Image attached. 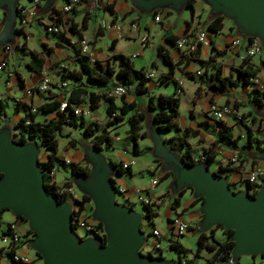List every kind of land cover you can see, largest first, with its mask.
I'll return each instance as SVG.
<instances>
[{
	"label": "crops",
	"instance_id": "obj_1",
	"mask_svg": "<svg viewBox=\"0 0 264 264\" xmlns=\"http://www.w3.org/2000/svg\"><path fill=\"white\" fill-rule=\"evenodd\" d=\"M57 1L54 3V8L59 10L70 0H60L61 2L59 3ZM18 5L26 9L32 8L29 0H19ZM186 9L187 12L184 14L183 10L185 8L180 12H176L178 16L175 15L174 11L169 9L159 10L151 14H143L132 7L127 0H77L70 11L60 12L57 19V16L53 15L52 12L40 14L39 8H35L34 14L29 17L27 16V24L21 29V32L15 33L14 43L10 45L9 52L4 55L5 67L0 72V101L5 107V115L7 116L5 123H8L13 133H16L17 130L13 125L28 113L30 107H38L40 104L51 100L60 101L64 96L68 95L74 84L80 85V87L87 91H94L96 93L101 92L104 88H112L114 86L111 83L102 86L81 85L84 80L83 78L81 79V83L67 78L65 79L67 86L63 89H58V83L63 80L60 77L62 73L67 71L76 72L79 70L78 64L73 58L80 35L90 41L91 50L96 60V64L94 65L96 71H104L107 67L116 69L117 60L112 59V55L122 54L129 57L130 62L135 68L151 70L154 73V76L150 77L146 83L147 91L150 95L171 94L173 91L172 81L177 80L182 90L178 96V112L173 119L175 128L161 134L162 137L168 144H171V139H183L189 144L192 158L195 160H200L205 151L215 152V158L211 164L212 169L210 170L217 167L221 158L230 157L235 152L239 153L240 158L244 160L232 172L227 173V180L231 183L230 186L235 187V191L245 189L243 182L245 175L253 165L260 161L256 160V162L252 163L251 159L245 158L249 154V151L255 150L253 146L246 148V155L240 150L246 144V132L239 133L243 125L240 123L242 126H239L236 118L241 114H247L245 117L246 122L244 123L247 126H249L252 118L255 123L262 124L261 126H263L264 119L256 116V109L249 102L252 96L250 84H240L238 87H214L209 85L208 77L216 69H219L221 77L229 75L235 77L236 69L242 63L240 57L245 54L246 39L242 38L237 44L232 43L236 37L240 36L236 33L233 23L226 18L223 19L222 27L217 33L214 34L206 31L205 27L209 18V8L202 1L194 0ZM156 14L159 15L158 21L154 20ZM83 16L87 19L85 28H81ZM71 22L75 24L74 29L76 32H72L69 29ZM185 22H187V26ZM48 25L57 26L59 33L47 32L45 27ZM89 29L90 31L86 32ZM97 29L100 31V35L98 36L96 35ZM199 29L205 31L207 44L199 45L189 56H181V51L175 47V41L168 39L170 36L179 37ZM144 33L147 34V42L143 47L140 44L139 38ZM101 40H105V49L100 45ZM158 47H162L172 63H178V66L173 68L171 77L165 76L169 66L158 55ZM211 48L214 50H211ZM30 53H34L36 59L41 60L42 67L37 71L31 70L28 67ZM133 54H135L134 57L131 56ZM138 59L151 60H148L146 64L140 63L137 65L135 61ZM246 62L248 66L257 70L255 76L264 80V50L247 58ZM31 64L32 66H37L38 62L31 61ZM151 64H153V67L150 66ZM196 70H200L202 75H195ZM46 77L51 83V86L46 91L33 93L30 96L24 93L25 88L36 85ZM238 88L247 97V100H240L234 95ZM194 91L197 94L196 96H194ZM136 99L135 94L125 92L124 101L134 102L135 111L143 113L145 111V105L143 106L141 104L140 108H137ZM183 99L184 105L182 108L181 103ZM101 103H103V107L102 110H99ZM114 103L117 107L120 106V98L115 97ZM211 103L216 105L236 104L234 113L224 116L221 120L230 128L232 136L237 139L236 145L226 140H217V122L213 117L208 115L207 111ZM105 106L106 103L100 100L98 107L91 111V120L89 121H94L99 126L103 122L97 118H103L104 124H106L109 118L105 115ZM126 116L122 120L124 122L122 127L123 133L127 129V123L125 122ZM54 117L55 114L53 112L44 116L42 114H35L34 120L42 121L45 118L49 119ZM3 123L0 120V125ZM119 125L120 122L110 126L104 125L108 135L112 138V144L111 146H107V149H104L106 147L105 145H101V152L105 150L103 155L108 161L119 163L120 161L133 160L136 162V158L143 151L150 152L148 149L151 146L148 143L149 138H141L143 145L140 147L138 144L139 154L134 155L131 146L127 145L124 138L119 137V133L116 131ZM185 129L187 133L183 134V130ZM59 131L61 135H67L70 133V126L63 124L60 126ZM113 135H116L115 138ZM65 142H67V147L63 148V152L58 151L57 144V155L59 157H68L72 162L78 163L74 158H78L80 150L78 147L73 146L75 144L74 140L68 138ZM78 164L80 165V163ZM158 170L156 161L151 157L144 164L143 168L134 170L132 165L129 174L115 175L112 179L117 184L125 187L126 196L129 199V195L134 193L135 189H143L144 187L139 186L142 184L137 185L134 182L135 177L142 179L143 173L160 177L159 173L161 171ZM67 174L69 175V173ZM71 178L70 176L67 177L70 180ZM67 179L64 176L61 182ZM164 179L167 181L170 180L168 176ZM156 188L157 186L155 185L148 192L150 197L164 195V198L168 199L156 208L158 215L159 209L163 205L165 206L163 216L167 223L166 229L165 231L159 230L163 239V253L166 251L165 249L163 251L164 247L166 249L169 248L167 220L174 214H178L187 221L189 230L193 229L195 224L197 225L198 223L200 204L194 201L191 191L186 189L179 199V207L174 211L170 208V199L167 197L168 187L164 186L160 190ZM90 208V204L85 206L84 216L89 215ZM12 220H14V216L10 213L7 221L10 222ZM17 228L23 233L26 231V226L21 221L18 222ZM25 237L27 239L30 238L29 235ZM179 243L183 246L180 240ZM16 252L19 255L28 257L30 261L36 258L34 251L30 253V248L25 246L22 241L17 245ZM208 255L207 252H200V256L194 258L193 263L204 264L203 259ZM8 262V260H3V257L0 258V264H12ZM36 263L41 264L39 261H36Z\"/></svg>",
	"mask_w": 264,
	"mask_h": 264
},
{
	"label": "water",
	"instance_id": "obj_2",
	"mask_svg": "<svg viewBox=\"0 0 264 264\" xmlns=\"http://www.w3.org/2000/svg\"><path fill=\"white\" fill-rule=\"evenodd\" d=\"M19 0H0L4 13L0 30V48L14 43L16 10ZM139 13L151 14L156 9L180 12L191 0H127ZM209 8V16L229 19L241 38L255 37L264 49V0H200ZM56 0H43L39 13H47ZM264 119V107L257 113ZM151 141V155L161 161L160 171L171 172L170 195L183 188L192 196L202 197L197 233L215 225L231 230L233 242L229 264H237L241 255L264 254V182L254 194L248 188L234 191L227 177L209 170L202 161L186 163L171 150L152 121H144ZM89 172L75 175L71 182L91 201L90 217L102 224L103 243L91 236L77 237L71 228V204L60 201L43 186L39 165V145L19 143L8 123L0 125V211L6 209L26 220L35 234L28 247L40 255L43 264H177L161 255L142 254L146 240L140 229L141 215L132 207L115 200L111 181L118 175L111 162L92 144L82 146ZM249 158L264 162V150H254Z\"/></svg>",
	"mask_w": 264,
	"mask_h": 264
},
{
	"label": "trees",
	"instance_id": "obj_3",
	"mask_svg": "<svg viewBox=\"0 0 264 264\" xmlns=\"http://www.w3.org/2000/svg\"><path fill=\"white\" fill-rule=\"evenodd\" d=\"M194 0H191L192 3ZM187 5L190 6V3ZM21 9V6L17 3V10H16V16H19V11ZM162 9H156L153 13H156L157 11ZM48 12H52L56 14L57 19L59 15V11L54 8V5L51 7V9ZM47 12V13H48ZM4 13H2V18H4ZM225 19L222 15H214L209 16L205 30L209 31L211 33H217L221 27H222V21ZM86 17L83 16L82 22H81V28L86 27ZM187 26V22H185ZM75 24L70 23L69 29L72 32H76L74 29ZM15 33L21 32V29L14 28ZM52 33V32H51ZM59 33V32H57ZM185 33V32H184ZM192 34V32H190ZM96 35H100L99 29L96 30ZM81 38L79 35L78 39ZM178 37L170 36L168 39H171L172 41H175ZM249 37H246L248 39ZM211 50H214L211 48ZM158 55L161 56L163 62L169 66V69L166 73V77H171L173 73V68L175 66H178V63H172L169 59L168 55L163 51L162 47L157 48ZM249 57H244L242 59V63L240 64V67L236 69V76L232 77L229 76H220L219 69L214 70L213 73L210 74L208 77V82L210 86H221V87H238L240 84H250L251 85V93L252 96L249 99V102L252 104V107L256 110H260L262 107H264V92L259 91L258 89L254 88L251 83V78H253L256 75L257 70L254 68H251L248 66L246 59ZM75 62L78 64L79 70L74 71H67L65 73H62L60 75L62 81L65 82V79L70 78L73 81H79L81 83V79L83 78V83L81 85H107L108 83H111L115 86H121L125 89V91L129 92L131 90V87H133L134 93H145L146 96V103H145V112L140 111H134L129 116H126L125 122L127 123V129L125 131L124 141L127 143V145L131 146L132 153L134 155L139 154L138 149V139L139 138H148L147 135V129L144 127V121L146 119V116H149L150 121L154 123L156 128L161 132V134L165 132H169L172 129L175 128V125L173 124V119L177 115V109H178V96L181 93V87L177 80H173V91L169 95H163V94H157V95H150L147 91L146 83L149 79L145 75L146 69L142 68H135L133 64L130 62L129 57L122 55V54H113L112 59L117 60V68L112 69L110 67H107L104 71H96L94 68V65L96 64V60L94 62H90L88 57L85 55L79 54L78 48L76 47L74 51V58ZM31 61L38 62L37 66H32ZM153 67V64L150 65ZM28 67L31 70H39L42 67V63L40 59H36V55L34 53H30V61L28 62ZM196 75V74H195ZM198 74L197 76H201ZM67 86V83H66ZM65 86V87H66ZM112 87V88H113ZM111 88H104L101 92L96 93L94 91H87L86 89L80 87L78 84L72 85L69 93L65 97V100L67 104H75V105H87V107L92 111L98 107V104L100 100H103V102L106 103L104 112L105 115L109 118L107 119V122L105 126H110L112 124H117L121 122L125 115L129 112V110H132L135 108L134 102H125L124 101V94L121 95L120 101L121 105L116 106L114 103V96L107 95L106 93ZM196 92L194 91V96H196ZM254 102V103H253ZM60 101L57 100H51L44 102L40 104L36 108L35 112H32L30 109L28 113L23 118H20L13 127L17 130L16 133L13 134V136H17V139L15 141L19 143H24L26 141H32L36 142L38 145L43 146L47 153L45 154V158L43 161L38 160L39 165L43 171V186L44 188L54 194L58 200L64 201V197L59 195L57 191V186L54 181L51 180V176L49 175V171L54 168L55 171L59 169V167L67 168L69 176L73 177L75 175H83L89 172V165L85 158V155L83 154V165H79L75 162H69L68 164H65L62 160L63 157H59L57 155V138L56 133H59L60 126L65 124L68 126H79L83 130V134L90 137V143L94 145L95 147L101 148V145L105 146H111L112 144V138L108 135V132L105 127L98 126L97 123L94 121H86L85 118L91 117H84L78 114H74L72 112V109L67 105L64 109L59 110ZM232 105V108H236V104H230ZM31 108V107H30ZM54 113V118L49 119H43L42 121L34 120L35 114H42L47 115L49 113ZM209 115V114H208ZM242 115H239L236 120H239L241 124H243L246 128V144L243 145V150L246 152L247 147L253 146L255 150H264V139H260L258 137L259 130H253L250 129L249 126L245 125L242 121ZM261 118V117H260ZM214 119V118H213ZM262 119V118H261ZM0 120H2L4 123L7 121V116L5 115V107L4 104L0 101ZM215 120V119H214ZM217 122V128H216V135L217 140H226L234 145L237 143V139L232 136V133L230 132V128L227 127L221 120H215ZM252 122H254V119H251ZM187 130H183V134H186ZM171 144H168L170 149L175 151L180 157L186 162V163H193L196 161H202L207 168L209 169V166L212 164L214 158H215V152H209L205 151L200 158V160H195L192 158L191 155V149L187 142H185L183 139H171ZM71 142V140H69ZM72 143V142H71ZM149 150H151V146L148 147ZM251 151H249L250 153ZM247 154V153H246ZM237 162L238 163H231L228 161L226 164H222L219 161V164L214 171L217 175H221L224 177H227V173L232 172L238 165L241 163L244 159L240 158L239 153L235 152ZM247 154L245 158L251 159ZM227 157L226 159H228ZM154 161L157 163V168H160L161 161L157 158H154ZM251 162H256L255 159H251ZM115 172L119 175L122 174H129L130 173V167L122 168L120 163L111 162L110 163ZM236 165V166H235ZM210 170V169H209ZM162 175H160L159 180H163L165 177H171V172L169 170L162 171ZM1 176V173H0ZM67 179V178H66ZM112 183H114V180L111 179ZM244 184L245 181L243 180ZM64 183L66 185L71 183L70 179L64 180ZM230 186V182H228ZM245 187L248 189L251 188V186L247 183L245 184ZM189 188H183L180 191H178L174 195H170V192L167 188V197L170 199V208L172 210H176L179 207V199L182 196L183 192ZM191 191V189H189ZM254 194V193H253ZM90 201L89 197L86 195H83L82 197V203ZM195 202H199L201 205L202 203V197H195ZM145 207V213L144 217L147 219V224H151L152 227L153 221L152 219L154 216L157 215L156 208L158 206H154V208H151L149 206L143 205ZM80 209L85 210V207H80ZM4 211H7L6 209H2L0 211V214ZM15 220L26 222L24 218H22L19 215H13ZM88 216L85 217H89ZM202 218V215L199 214V220ZM169 222V219L167 220ZM76 223L71 224V228L73 229ZM97 225L99 227L102 226L100 222L97 221ZM151 227V228H152ZM196 227V224L194 228ZM189 229V227H188ZM220 230L221 232V239H217L215 237V230ZM231 230L223 229L220 225H215L212 227L209 231L197 233V239H196V249L194 251V254L192 257L187 256L188 249L184 248L179 243V238H172V235L169 232V238H168V246L171 249H174L177 253V264H194V258H198L200 256V252L204 251L207 252L209 255L205 257L204 264H229L228 258L230 255V250L232 247L233 242L229 239L231 235ZM3 234V232H2ZM1 234V235H2ZM0 235V236H1ZM29 235L30 238L26 241L29 243L35 236V234L26 227L25 234L21 237H25ZM182 236V235H181ZM21 242V240H20ZM7 254L9 259L8 261L12 264H39L36 263V261L41 262V257L39 254L34 252L35 259L32 261H29L28 263H19L15 262L12 259V253L9 251H5L3 247H0V258L3 257L4 254ZM264 257V254L261 255ZM253 257V256H252ZM41 260V261H40Z\"/></svg>",
	"mask_w": 264,
	"mask_h": 264
},
{
	"label": "built area",
	"instance_id": "obj_4",
	"mask_svg": "<svg viewBox=\"0 0 264 264\" xmlns=\"http://www.w3.org/2000/svg\"><path fill=\"white\" fill-rule=\"evenodd\" d=\"M43 0H29L30 4L32 5V8H23L21 7L19 11V16H16V24L15 28L22 29L27 24V16L34 14L35 8H39L42 4ZM77 2V0H70L69 2L65 3L58 11L59 12H68L71 10L73 5ZM53 15L56 16V14L53 13ZM159 15L154 16V20L158 21ZM45 30L47 32L57 33L59 32V29L57 26L54 25H48L45 27ZM26 37V36H25ZM241 37H236L232 41V43L237 44L241 40ZM246 39V38H244ZM140 44L144 47L147 42V34L144 33L140 38ZM207 44V39L205 37V31L204 30H196L195 32L189 33V34H183L179 36L175 40V47L181 51V56H189L191 53H193L199 45ZM77 48L79 51V54L85 55L88 57L90 62H94L95 57L93 55V52L91 50L90 41L86 38H79L77 41ZM10 45H4L1 49L0 53V72L5 67L4 62V55L9 52ZM264 49L262 48L259 40L255 37H249L246 39V48H245V54L242 55L240 58L243 59L244 57H252ZM132 57L135 56V54L131 55ZM195 74H200V70H196ZM145 75L147 77L154 76V73L151 70H146ZM252 86L259 91L264 92V80L258 78L257 76H254L251 78ZM51 86L50 80L46 77L43 78L39 83L32 87H28L24 89V93L26 95H32L33 93H39L46 91ZM66 86V82L61 81L58 83V89H63ZM125 89L121 86H115L108 90L106 93L107 95H111L114 97H120L121 95L125 94ZM67 105L72 109V112L74 114H78L84 117H89L91 115V110L87 107V105H75V104H67L65 98L63 97L60 100L59 103V110L64 109ZM32 112L36 111L35 106H32L30 108ZM208 114L213 117L215 120H222L224 116L234 113V109L232 108V105L230 104H223V105H216V104H209L208 106ZM14 134V133H13ZM14 137V136H13ZM17 139V138H15ZM63 162L65 164H68L71 162V160L68 157L62 158ZM43 161V160H40ZM230 161L231 163H237V158L235 154H232L228 159L221 158V163L226 164ZM122 168L131 167L134 164L133 160L129 161H120L119 162ZM55 170L52 168L49 171V175L52 177L51 180L56 183L57 186V193L61 196H63L67 202L71 204V210H72V223H76V225L73 228V232L77 229H82L87 236H91L95 238L98 242L103 243L105 240V232L103 230V227H99L97 225V221L93 220L90 216L85 217L83 215L82 209L80 207H85L87 204L91 205V201L82 203V197L83 194L78 191V189L74 186V184L71 182L70 184L66 185L64 181H62L60 184L57 183L54 179ZM245 184H249L251 186L250 189H248V192L250 194H253L256 192L259 185L264 182V162L260 161L257 164L253 165L248 173L245 175L244 179ZM159 182V176H152L149 179V183L146 187L143 189H135L134 193L137 197V200L141 202L143 205L149 206L151 208H154V206H159L164 201V195H159L156 197H150L148 195V192ZM113 187L115 190V200L117 201V195L122 201V204H125L127 206L132 207L134 203H132L128 197L126 196V189L120 184H117L116 182L113 183ZM18 220H12L6 224V228L3 231V234L0 236V241L2 242L0 247H3L5 251H9L12 253V259L15 262H21V263H28L30 260L28 257L19 255L16 252V247L20 243L21 236L25 233L21 232L17 228ZM141 225V223H140ZM188 223L185 219L180 217L178 214H174L172 217L169 218L168 222V229L170 234L172 235V238L176 239L179 238L181 235L184 234L185 231L188 230ZM146 237H149L151 240L148 244H146V240L142 247L140 248V252L142 254H150L152 256L161 255L162 253V234L161 232L154 226L150 229V231H147L144 233ZM81 238V237H80Z\"/></svg>",
	"mask_w": 264,
	"mask_h": 264
},
{
	"label": "rangeland",
	"instance_id": "obj_5",
	"mask_svg": "<svg viewBox=\"0 0 264 264\" xmlns=\"http://www.w3.org/2000/svg\"><path fill=\"white\" fill-rule=\"evenodd\" d=\"M61 2L60 0L57 1V3ZM187 12V9L185 8V10H183V14ZM176 16H178V14L176 12H174ZM3 21H4V18H2V13L0 12V30L3 26ZM89 30H87L86 32H89ZM100 45L103 47V49H105V40H101L100 41ZM148 60H151V59H138L136 60V64H146L148 62ZM148 65V64H147ZM129 93L131 94H135L137 99H136V107L137 108H140L141 104H143V106L145 105L146 103V94L145 93H134L133 91V87H131V90H129ZM234 95L240 99V100H247V97L243 95V93L239 90V88L236 90V92L234 93ZM183 105H184V99L181 103V107L183 108ZM102 107H103V103L100 104V107H99V110H102ZM98 110V111H99ZM135 111V108L132 109V110H129V114H127V116H129L130 114H132L133 112ZM145 112V111H144ZM256 113H258V111L256 110ZM242 116V121L243 123L246 122V119L245 117L247 116V114H241ZM256 116H258L256 114ZM86 121H89L91 120V118H85ZM99 119L101 122L103 123H100V127H104V120L103 118H97ZM145 121H150L149 119V116L147 115L146 116V119ZM239 122V126H242L240 125V121L239 120H236ZM123 121L120 122V125L117 127L116 131L119 133V137L120 138H124L125 136V133H123ZM144 123V122H143ZM262 125V124H261ZM260 124L258 123H255L254 122H250L249 124V127L251 128L252 126V130L255 132V130H259V135L258 137L260 139H264V125L261 126ZM144 127H145V124H144ZM241 132H239L240 134L244 132H246V127L243 125L241 127ZM114 138L116 135H113ZM64 137H68L70 139H73L74 140V143L73 146H76L78 147V149L80 150L79 153L80 155L78 156V158H74V160L78 163H80V165L83 164V160H82V153H83V149H82V146L85 145V144H91L90 143V137L89 136H86L83 134V130L82 128H80L79 126H70V133H68L67 135H61L60 133H56V138H57V144H58V151L59 152H63V148L64 147H67V142H65L68 138H64ZM14 138H17V136H14ZM148 143L151 144V141L148 140ZM138 144L140 145V147L143 145V140L141 142V138L138 139ZM129 146H130V143H129ZM104 149H107V146L104 148ZM240 150L243 151L244 155H246V152L245 150L241 149ZM151 151V150H149ZM101 152V151H100ZM47 153V150L43 147V146H40L39 145V154H38V159L39 160H44V154ZM102 154L105 153V150H103L101 152ZM152 155H151V152H148V151H143L142 154L136 158V162L134 161V164H133V169L134 170H139L141 168L144 167V164L147 162L148 159H151ZM212 165L209 166V169H212L211 168ZM160 170V169H159ZM158 170V171H159ZM157 171V172H158ZM68 170L67 168H62V167H59V169L55 172V180L60 184L61 183V180L63 179L64 176H66V178L69 176L68 174ZM162 173H159V175H161ZM150 176L148 173H143V177L142 179H139L138 177H135L134 179V182H136L137 185L139 184H142V185H139V186H144L146 187L149 183V179H150ZM168 182L169 180H161L158 184L159 185H156L157 186V190H160L162 188H164V186H168ZM143 187V188H144ZM232 190L235 191V187L234 186H230ZM137 189H142V188H137ZM117 202L121 203L122 204V201L121 199L119 198V196L117 195ZM129 200L134 203L133 206H132V209L134 211H136L137 213H139L141 215V225H140V229L145 233L147 231H150L152 225L151 224H147V219L144 217V213H145V207L143 206V204L141 202H139L137 200V197L135 195V193H132L129 195ZM168 199H164V201H167ZM164 208L165 206L163 205L160 209H159V212H158V215L154 216L153 218V224L154 226L158 229V230H162V231H165L166 229V219L165 217L163 216V212H164ZM82 212H84V210H82ZM90 214V213H89ZM10 217V213L8 211H4L2 213V216L0 217V235L2 234V232L5 230L6 228V224H7V220L9 219ZM24 223V225L27 227V223L26 222H22ZM74 233L76 234L77 237H81V238H84L86 237L87 235H85L84 231L82 229H77L76 231H74ZM197 232L195 230V228L193 229H188L187 231L184 232V234L182 236L179 237V240L181 241L182 245L188 249V253H187V256L188 257H192L193 254H194V251L196 249V239H197ZM215 237L217 239H221V232L220 230H215ZM27 238L26 237H22L21 238V241L24 242L25 246L28 247V242L26 241ZM150 238L149 237H146V244H148L150 242ZM2 244V242L0 241V245ZM164 249L166 251H164ZM163 253L162 254V257L164 258H169V259H173V260H177V253L174 249H171V248H168L166 249L165 247L163 248ZM30 253H33V250L30 249ZM8 260L9 257L8 255L5 253L3 255V260ZM41 261V260H40ZM9 263V262H8ZM41 264H43V262L41 261L40 262ZM237 264H264V257L262 256H248V255H241L238 259V262Z\"/></svg>",
	"mask_w": 264,
	"mask_h": 264
},
{
	"label": "flooded vegetation",
	"instance_id": "obj_6",
	"mask_svg": "<svg viewBox=\"0 0 264 264\" xmlns=\"http://www.w3.org/2000/svg\"><path fill=\"white\" fill-rule=\"evenodd\" d=\"M190 3H191V2H190ZM0 12H1V11H0ZM1 13H2V12H1ZM7 45H8V44H7ZM2 47H3V46H2ZM2 47H1V48H2ZM258 112H259V111H258Z\"/></svg>",
	"mask_w": 264,
	"mask_h": 264
}]
</instances>
